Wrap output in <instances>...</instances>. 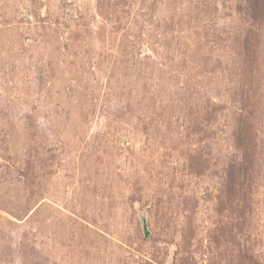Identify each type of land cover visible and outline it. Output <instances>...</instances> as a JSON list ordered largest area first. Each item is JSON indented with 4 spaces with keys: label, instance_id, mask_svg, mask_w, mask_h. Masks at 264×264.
<instances>
[{
    "label": "rangeland",
    "instance_id": "rangeland-1",
    "mask_svg": "<svg viewBox=\"0 0 264 264\" xmlns=\"http://www.w3.org/2000/svg\"><path fill=\"white\" fill-rule=\"evenodd\" d=\"M0 264H264V0H0Z\"/></svg>",
    "mask_w": 264,
    "mask_h": 264
},
{
    "label": "water",
    "instance_id": "water-1",
    "mask_svg": "<svg viewBox=\"0 0 264 264\" xmlns=\"http://www.w3.org/2000/svg\"><path fill=\"white\" fill-rule=\"evenodd\" d=\"M143 232H144L145 235L148 234V230H147V228L145 227V224H144V223H143Z\"/></svg>",
    "mask_w": 264,
    "mask_h": 264
}]
</instances>
